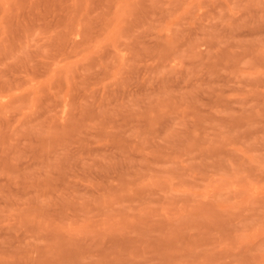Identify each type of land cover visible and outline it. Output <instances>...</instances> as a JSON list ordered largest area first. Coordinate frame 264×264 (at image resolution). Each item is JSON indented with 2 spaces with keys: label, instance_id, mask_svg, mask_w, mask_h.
<instances>
[{
  "label": "rangeland",
  "instance_id": "374dc122",
  "mask_svg": "<svg viewBox=\"0 0 264 264\" xmlns=\"http://www.w3.org/2000/svg\"><path fill=\"white\" fill-rule=\"evenodd\" d=\"M0 264H264V0H0Z\"/></svg>",
  "mask_w": 264,
  "mask_h": 264
}]
</instances>
